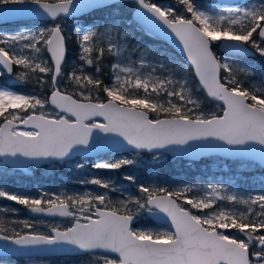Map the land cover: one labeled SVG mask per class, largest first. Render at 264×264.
Masks as SVG:
<instances>
[{
  "label": "snow or ice",
  "instance_id": "6c2138e0",
  "mask_svg": "<svg viewBox=\"0 0 264 264\" xmlns=\"http://www.w3.org/2000/svg\"><path fill=\"white\" fill-rule=\"evenodd\" d=\"M135 2L142 14L147 13L159 21L168 30L166 35L178 41L199 85L208 97L222 102V115L198 111L199 101L188 95L187 83L175 80L171 73L152 78L135 66L120 63L112 65V84L103 86L106 102L99 96H92V89L99 90L102 81L94 75L83 74V67L81 75L75 70L68 74L78 91H62L59 79L66 38L59 21L82 7H108V0H87L86 3H78V0H0V6H33L0 7V15L42 14L52 21L49 28L0 35V44L4 45L0 47V70L11 75L13 65H17L32 73L51 74V93L47 98L0 88V157L13 158V162L20 165L24 161H64L76 153L105 147L155 152L185 147L215 149L221 144L229 146V150L248 148L264 157V93L244 87L232 64L222 63L211 46L212 42L221 41L230 52L244 54L251 45L264 56V3L259 7L229 8L227 15H211L201 10L194 0H179L191 14L188 19L171 7L157 5L151 0ZM80 33L79 59L90 67L96 65L97 73L105 53L118 56L123 49L122 44L111 38L106 47L102 45L100 36L104 34L98 36L93 28L81 29ZM21 41L24 42L22 49H30L32 55L17 53L15 44ZM45 49L50 54V62L39 55ZM222 71L227 73L223 79ZM26 74L17 73V80L25 79ZM36 79L41 85L46 83L43 77ZM139 90L143 91L142 95ZM48 105L52 110H46ZM149 113H155L156 118H151ZM96 117H102V121L97 122ZM253 145L259 147L253 149ZM132 163L127 159L99 160L92 167L114 170ZM127 179L134 180V177ZM85 182L110 187L99 178ZM210 188L212 194L207 197L189 198L185 195L189 191L187 188L167 191L141 187L145 197H129L118 201L119 206L111 201L106 203L105 195L40 199L0 190V198L24 205L32 213L72 219L71 226L63 229L49 225L48 233L33 230L34 225L26 221L22 222L23 228L32 231L0 227V240L20 249L102 250L118 257L109 259L105 255L103 264H264V234H261L264 194L244 199L223 195L216 186ZM181 199L191 205V209L209 211L204 215L194 214L179 202ZM218 200L247 204L249 211L253 205H258L260 211L255 216L259 219H248L243 214L238 217L232 209H213ZM141 211L163 213L174 231L134 230L131 224L135 214ZM221 229H235L238 235L226 234ZM15 250L5 247V251Z\"/></svg>",
  "mask_w": 264,
  "mask_h": 264
},
{
  "label": "rangeland",
  "instance_id": "374dc122",
  "mask_svg": "<svg viewBox=\"0 0 264 264\" xmlns=\"http://www.w3.org/2000/svg\"><path fill=\"white\" fill-rule=\"evenodd\" d=\"M151 2L156 3L157 5H163L164 7H171L178 14L184 16L187 15L183 9V4L179 3V0H151ZM194 2L201 10L206 11L211 15H227L226 10L229 8L259 7L264 3V0H242L237 5H220L214 0H194ZM118 3L122 4L121 11L124 13L125 11H131L134 8V4L129 1ZM59 23L63 26V33H75L77 35L78 44L80 42V30H88L90 28H93L98 36L101 33L104 34L103 36H100V39L101 42L105 43V46H107L109 38L122 44L123 49L121 50L120 55L117 56L113 54L114 61L112 65L120 63L122 65L135 66L136 68H139L145 76H151L152 78L167 76L171 73L172 77L177 81L183 80L186 82L187 80L186 77L181 74V64L177 62L173 53L163 49L162 46L157 43H133L127 39L128 33L122 27L120 19L116 21L97 19L91 18V15L87 14L78 19L62 17ZM51 26V20H31L22 23L0 25V35H12L17 34L19 31L26 32L29 29L38 30L49 28ZM254 37L259 39L256 34H254ZM95 39L96 37L93 38L94 42ZM23 43L24 42L21 41L15 44L17 53L32 55L30 49H22L21 46ZM212 44L213 51L220 57L221 62L223 63L227 61L232 64L237 79L242 82L244 87L256 91L257 93H264V56H261L254 48L255 56L253 57L228 56L218 50L217 47L219 41H214ZM3 46L4 45L0 44V47ZM248 46L251 47V45ZM80 53L81 48L79 47L76 56L72 58L66 56L62 65L61 77L63 78V81L59 86L61 90H67L66 81H72L68 79V74L72 73L74 70L77 75H81L80 69L83 67V74L92 75V73L88 71L87 65L79 59ZM45 54L44 50L39 55L50 62L47 54L46 56ZM112 65L110 67L111 72ZM141 65H143V67H141ZM63 68L67 69V71L63 70ZM20 72H27V70L17 65L15 71L11 75L0 70V88L7 87L9 90L17 93L26 94L27 90L29 92V89L26 87V85H29L27 74L23 80H17L16 78V74ZM29 75H33L35 79L37 77H43L45 82L51 78V74L50 77H48V74L45 75L38 71L35 73L30 71ZM113 80L114 76L112 72L109 85L112 84ZM30 83L37 85L38 88H36V94H38L40 90H44L46 86L45 83L43 85L38 83L37 79ZM73 83L75 84L74 81ZM75 91H78V88L75 90L72 89L71 92ZM130 91L132 90L130 89ZM139 92L141 95L143 94L142 90H139ZM188 95L199 101L195 94L190 91L189 87ZM45 98H47V96H45ZM99 98L103 100L100 96ZM46 110L50 111L52 110V107L48 105ZM198 111H202L205 114L216 113L220 115L222 107L217 103H212V105L199 109ZM151 118L155 119L156 117ZM123 159L132 160L133 163L114 170L95 169L92 167V165L99 160L115 162ZM78 165H80V167H78ZM162 165L169 168L174 167V169L180 172L183 176H190L189 179L192 180L188 181L175 180L167 182L160 178V182L168 183L166 185L173 191L185 188L189 189V191L185 193L189 198H201L211 195L210 186H216L223 195H236L237 197L244 199H247L249 195L254 196L256 194H264V169H261L253 162L222 160L218 156H210L203 158V160L192 161L186 158L170 157L161 152L134 153L132 151H125L118 154L105 155L98 159L88 161L73 159L62 163L44 164L35 169L34 179L32 180V187L36 194L27 197L48 199L53 197L105 195L106 203L111 201L113 205L119 206L117 204L118 201L126 200L129 197L133 199H142L145 197L146 194L140 191L141 187L159 190L154 187L155 181H149V178L152 177L153 180H155L156 172H154V168ZM211 173H218V176L210 178ZM22 175L21 172L9 167H0V181L2 182L0 183V190H7L11 194L19 195V191L26 187ZM129 176L134 177V180L127 179ZM94 178L106 181L110 187L103 188L99 185L85 182ZM5 183L10 186L14 184L17 186L10 188L5 185ZM133 189L135 190L133 191ZM179 202L183 206L191 209V205L185 204L183 199ZM101 207H103V205H101ZM129 207H134V205H129ZM219 207L232 209L238 217L243 214L248 219H259V217L255 216V213L260 211L258 205H253L252 210L249 211L247 204L218 200L216 204L213 205V209ZM191 211L197 215H204L205 212L209 210L206 209L200 211L198 209H191ZM136 215L142 218L143 224L132 227L134 230L139 231L145 229L150 230L153 233L169 231L165 227L154 224L147 216L146 211H141ZM25 221L34 225L33 230L43 233L49 232V225H58L63 229L64 227L71 226L72 223L71 218L52 219L44 217H27L20 204L7 200L6 198H0V227L5 230L15 228L17 231H32L23 228L22 222ZM145 222H149L150 224H144ZM221 231H224L229 235H238L235 229H221ZM103 256H105L103 253H91L71 258H16L13 260L5 257L0 258V264H98L103 262ZM108 258L115 259L112 256H108Z\"/></svg>",
  "mask_w": 264,
  "mask_h": 264
},
{
  "label": "water",
  "instance_id": "95a60500",
  "mask_svg": "<svg viewBox=\"0 0 264 264\" xmlns=\"http://www.w3.org/2000/svg\"><path fill=\"white\" fill-rule=\"evenodd\" d=\"M118 1H132L135 4V7L131 12V20L133 22L137 23L144 30V32L147 33L149 36L157 38V39L163 41L165 44L169 45L180 56V58L192 69L194 79L197 82V84L199 85V80L195 76V71L192 68V66L190 65V62L187 60L186 55L182 52L181 46H179L178 41H176L174 38H170V34L166 35V33H168V30L159 21L155 20L149 14H147V13L142 14L141 10H138V6H137L135 0H114V2H113V0H108V3L110 5V4L118 2ZM215 1H217L219 3H223V4H235V3L240 2L241 0H215ZM52 2H56V1H52ZM86 2H87V0H78V3H86ZM0 7H27V8H31L33 6L32 5H23V6H21V5H7V6H0ZM100 8H102V7H100ZM96 9H99V8L82 7V8H79L77 10H73L72 13L66 17L67 18H78L82 14L88 13V12L96 10ZM28 20H50V18L47 17L46 15H42V14L41 15H36V14L0 15V24H5V23H9V22L28 21ZM217 48H218V50L225 53L226 55L235 56V57H247V56H253L255 54L254 50L251 49L249 46H247L248 52L244 53V54L237 53V52H230L228 48L222 46L221 41H219ZM45 52H46L49 60L51 61L50 54L47 53L46 49H45ZM65 58H66V54H65L63 63L65 61ZM3 71L5 73H7L6 70H3ZM199 87L203 90V88L200 85H199ZM203 91L209 100L214 101V102L218 103L219 105H222V102L215 101L211 97H208L206 91L205 90H203ZM50 93H49L48 97L50 96ZM104 101L106 102L107 99ZM220 115H222V113ZM161 118H163V116ZM94 119L97 122L102 121V117H96ZM20 127H21V129L23 128L22 125ZM99 135L103 136L104 134H99ZM216 143L220 144L221 142H216ZM258 147L259 146H256V145L251 146V148H253V149H256ZM124 151H132L135 153H154V152H148V151H143V150L136 151V150H132V149L127 148V147H124V148L105 147V148L99 149V150L76 153V154L72 155L70 158H67L66 160L71 159V158L73 159L77 156L98 158L104 154L121 153ZM155 152H163V153H165L169 156H172V157H184V158H187L190 160H200L203 157L218 156V157H220L222 159H226V160H239V161L244 160V161L255 162L261 168H264V157H262L259 154V152H252L248 148L229 150V146L222 145V144H221V147L215 148V149L187 148V147H185L182 149L181 148H170L167 150H158ZM51 162H63V161L54 160V159L40 160L38 162L24 161V163L17 165L16 163L13 162V158L0 157V166L7 165L13 169L23 171L26 174L32 173V169L29 168L30 166L33 168H38L43 164H47V163H51ZM25 213L27 216H30V217H40L41 216V217H48V218L49 217H51V218H63V219L65 218V217H60V216H49V215H45V214L32 213L28 207L25 208ZM146 213L150 216V218L154 221V223L164 225L170 231H174V229L171 226L170 221L165 217V215L163 213H159V212L150 213L148 211H146ZM93 218H95V217H93ZM137 220H138V217L134 216V220H133L131 226L134 223H136ZM84 222L85 221L81 220V223H84ZM5 247H7L8 249H16V250L15 251H5ZM85 253H104V252L102 250H95L93 252H79L78 250H73L70 252H65V251H48L46 249H20V248H18V246L6 244L5 241L0 240V257H8V256H13V257H51V256H63V255H66V256L78 255V254H85ZM104 254L117 257L116 254H113V253H104ZM100 264H103V262Z\"/></svg>",
  "mask_w": 264,
  "mask_h": 264
},
{
  "label": "trees",
  "instance_id": "16d2710c",
  "mask_svg": "<svg viewBox=\"0 0 264 264\" xmlns=\"http://www.w3.org/2000/svg\"><path fill=\"white\" fill-rule=\"evenodd\" d=\"M52 1H56V0H52ZM185 7L186 6L183 5L184 11H185ZM121 10H122V4L121 3H114L108 7L96 9V10L90 12L89 15H91V18H97V19L115 20V21L120 19L122 27L128 33L127 39H129L133 43H141V44L142 43H153V44L157 43V44H160L163 49L168 50L171 53H173L177 62H179L181 64V70H182L181 74L186 77L187 86L189 87L190 91L192 93H194L195 96L199 99V104H200L199 109H203L205 107L212 105L213 102L210 101L209 99H207L204 91L198 86L197 82L195 81L191 68L188 67L180 59L179 55L176 52H174L170 46L166 45L162 41L157 40V39L150 37L147 34H145L140 27H138L135 23H133L131 21L130 11H125V13H124ZM185 13L187 14L186 18H191L190 13H187L186 11H185ZM64 36L66 38L65 39L66 50H67L66 56L72 58V57L76 56L78 53V49H79L78 37L75 33H72V34H65L64 33ZM101 43H102V45L105 46L104 42H101ZM45 56H46V54H45ZM113 61H114L113 55H109V54L105 53L102 61L99 64V67H100L99 73L96 72V65H93L90 67L86 64L88 71H90L92 73V75L98 77L102 81V85L100 86L99 90H97L95 88L92 89L93 97H95L97 95V96H100L103 100L107 99L106 93H104V91H103V86L109 85V83H110V75L112 73L110 67H111ZM259 61H260V59H259ZM15 67H16V65H14V68ZM63 70L67 71V69H64V68H63ZM29 74H30V70H27V76H28L27 80L29 82L28 83L29 85H26V87L29 89V92L27 90V93L28 94H36V88H38L37 85L30 83L36 79L33 75H29ZM221 76L222 77L227 76V73H224L222 71ZM48 77H50V74H48ZM62 81H63V78L60 77L59 86H60ZM66 82H67V84H66V86H67L66 91L67 92L72 93L71 92L72 89L75 90L78 88L77 85H75L73 83V81H66ZM50 84H51V78H50V80L46 81V83H45L46 86H45L44 90H40L38 92V94L40 96H43V97L48 96V94L51 92ZM161 99H166V97H161ZM173 100L176 101V98L173 97ZM189 106L191 107V105H189ZM9 111H12V110L10 109ZM149 115L151 117H156L155 113H149ZM0 121H2V119H0ZM154 170H155L154 172H156V179L153 180V178L151 177V178H149V181H152V182L155 181L154 187H156V189H165L167 191H173L170 187H168L166 185L168 183H161L160 178L166 180L167 182H171V181H175V180H179V181L192 180V179H189L190 176L189 177L183 176L180 172L176 171L174 169V167L169 168L167 166L162 165L160 167L154 168ZM34 174H32V175L23 174L22 175V178L24 180H26L27 183H30V193L33 191L32 180L34 179ZM217 176H218V173H211L210 178H215ZM134 190L135 189H133V191ZM261 234H264V230H261Z\"/></svg>",
  "mask_w": 264,
  "mask_h": 264
},
{
  "label": "flooded vegetation",
  "instance_id": "af4514ba",
  "mask_svg": "<svg viewBox=\"0 0 264 264\" xmlns=\"http://www.w3.org/2000/svg\"><path fill=\"white\" fill-rule=\"evenodd\" d=\"M85 160H88V159H85ZM138 217H139L138 221H136V223H134L132 227H136V226H139V225L143 224L142 218L140 216H138ZM144 224H150V223L149 222H145Z\"/></svg>",
  "mask_w": 264,
  "mask_h": 264
}]
</instances>
